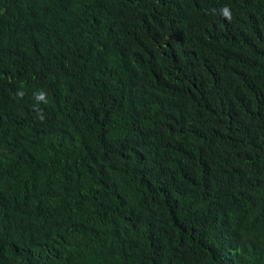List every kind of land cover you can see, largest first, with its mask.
<instances>
[{"label":"trees","instance_id":"trees-1","mask_svg":"<svg viewBox=\"0 0 264 264\" xmlns=\"http://www.w3.org/2000/svg\"><path fill=\"white\" fill-rule=\"evenodd\" d=\"M0 264H264V0H0Z\"/></svg>","mask_w":264,"mask_h":264},{"label":"clouds","instance_id":"clouds-1","mask_svg":"<svg viewBox=\"0 0 264 264\" xmlns=\"http://www.w3.org/2000/svg\"><path fill=\"white\" fill-rule=\"evenodd\" d=\"M229 14H228V12H227V10H225V16H228Z\"/></svg>","mask_w":264,"mask_h":264}]
</instances>
